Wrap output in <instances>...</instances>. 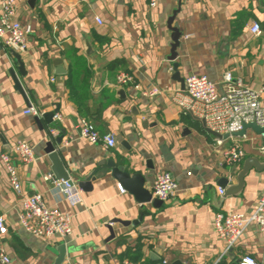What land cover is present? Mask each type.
I'll use <instances>...</instances> for the list:
<instances>
[{
	"label": "crops",
	"instance_id": "obj_1",
	"mask_svg": "<svg viewBox=\"0 0 264 264\" xmlns=\"http://www.w3.org/2000/svg\"><path fill=\"white\" fill-rule=\"evenodd\" d=\"M17 1V18L31 32L26 50L17 53L22 69L15 52L0 43V153L11 152L12 145L23 140L35 159H12L20 194L0 170V216L7 226L0 243L10 257L8 264H56L60 245L65 249L60 264H232L245 255L264 264V243L254 223L229 249L213 227L216 212H253L264 171L251 168L235 195L221 194L220 181L236 184L248 157L264 161L262 136L252 129L235 135L244 158L227 168L222 154L231 140L208 133L171 100L183 91L190 74L219 83L228 71L249 89L264 87L263 0H157L153 7L148 0ZM177 8L172 24L180 38L177 58L170 61L167 21ZM253 23L260 26L257 35L250 32ZM56 59L65 73H56ZM70 69L75 71L71 83ZM120 73L132 81L117 83ZM135 84L157 93L143 96ZM30 104L60 114L61 120L49 122L44 115L24 113ZM80 118L92 122L100 134L112 133L115 146L104 148L82 138ZM51 128H56L53 135ZM59 136L58 155L82 197L73 208L46 178L54 175L45 145ZM103 159H113L130 175H141L150 194L155 175L168 172L177 191L167 202L141 203L125 186V192H119L120 182L110 170L80 186ZM33 193L72 213L69 236L41 239L21 228L20 201Z\"/></svg>",
	"mask_w": 264,
	"mask_h": 264
},
{
	"label": "built area",
	"instance_id": "obj_2",
	"mask_svg": "<svg viewBox=\"0 0 264 264\" xmlns=\"http://www.w3.org/2000/svg\"><path fill=\"white\" fill-rule=\"evenodd\" d=\"M151 7L157 0H148ZM18 1L0 0V43L8 52L21 53L26 50L27 38L31 32L29 25H22L17 18ZM101 24L99 17L95 18ZM250 32L257 35L261 32L258 23L250 26ZM132 81V77L126 73L117 75V83L126 84ZM134 87L141 91L143 96L152 97L157 89L144 90L139 84ZM182 92H177L172 97L178 107L184 111L190 110L194 115L202 117L206 126L211 130L227 135L231 140L228 147L223 150V162L227 168H232L244 158V150L234 138L244 123L253 122L258 126H264V87L257 90L249 89L235 81L230 72L223 73L219 83L210 80L205 75L190 74L184 78ZM219 87L222 89L220 90ZM24 113H31L37 117L46 113L45 109H38L33 105L27 106ZM53 121L61 120V115L54 113ZM77 128L80 136L92 144H101L104 148L115 146V138L112 133L100 134L94 124L86 118H80ZM56 128L50 129L53 135ZM221 144L222 139H217ZM13 158L20 163H29L35 159L31 146L23 140L16 141L11 152L0 153V170L6 175L7 183L18 194L21 192V182L17 167ZM46 178L51 181L53 188L61 200L70 208L82 203L80 189L72 180L56 179L50 173ZM229 180L231 176H228ZM120 193L125 189L118 184ZM177 191V183L168 172H159L155 175L151 185V195L161 202L169 201ZM224 192L220 189V193ZM21 210L18 213V223L21 228L31 235L41 239L65 238L72 232V213L61 210L56 204H48L41 193H33L21 199ZM249 223H254L264 243V187L259 196L255 208L251 214L221 213L213 215V227L218 237L226 245V249L236 245L244 234ZM7 232V226L0 216V235ZM10 257L0 243V264H8ZM117 264H137L123 260ZM238 264H257L249 255L242 256Z\"/></svg>",
	"mask_w": 264,
	"mask_h": 264
},
{
	"label": "water",
	"instance_id": "obj_3",
	"mask_svg": "<svg viewBox=\"0 0 264 264\" xmlns=\"http://www.w3.org/2000/svg\"><path fill=\"white\" fill-rule=\"evenodd\" d=\"M264 4V0H263ZM179 11V8L175 9L171 16L168 18L167 27L171 31L170 35V53L168 55V60L175 61L177 58V51L176 48L179 43L180 38V31L178 30L177 26L173 23L175 14ZM16 61L19 63L20 69L23 68L22 61L20 59L19 54L13 53ZM57 64L56 73H65V70L61 68L60 59L55 60ZM173 66L176 67L177 63L174 62ZM14 77V81L17 84V88L23 92V88L13 71H11ZM188 113L194 121L198 122L202 129L207 131L208 133L214 135L217 138H227V135H221L206 126L205 120L202 117H198L194 115L190 110ZM54 115V111L47 112L44 114L47 117V120L50 122ZM247 129H252L256 134L262 136V149L264 150V126H258L253 122L244 123L240 131L236 132L235 135L242 136L245 134ZM62 136H59L53 140H49L45 145V153L47 154L50 163H51V171L56 179H63L68 180L71 175V171L67 170L63 165L60 157L58 155V151L56 146L61 143ZM254 168L256 171H264V161H261L258 157H248L244 159L240 171L237 173L236 176V184H230L226 179H221L220 186L224 190V196L228 195H235L238 194L244 184V177L248 174L249 170ZM108 170L111 171V175L120 182L121 186H125L131 193H133L138 202H152L153 205L156 203H161L160 200L153 198L152 195L148 192L147 189L143 187L144 178L139 174L130 175L127 171L124 170L122 166L116 165L113 159H103L97 162L96 167L85 176V181L78 183L80 186L89 184L90 181L94 180L95 178H99L103 176ZM124 188V187H123ZM58 249V258L56 260V264L62 263L65 257V249L63 245L57 247ZM232 264H238V261H235Z\"/></svg>",
	"mask_w": 264,
	"mask_h": 264
},
{
	"label": "trees",
	"instance_id": "obj_4",
	"mask_svg": "<svg viewBox=\"0 0 264 264\" xmlns=\"http://www.w3.org/2000/svg\"><path fill=\"white\" fill-rule=\"evenodd\" d=\"M112 64H115L114 62ZM74 74H75V71L73 72V69H70L69 72H68V80L69 82L71 83V81L73 82L74 80Z\"/></svg>",
	"mask_w": 264,
	"mask_h": 264
}]
</instances>
